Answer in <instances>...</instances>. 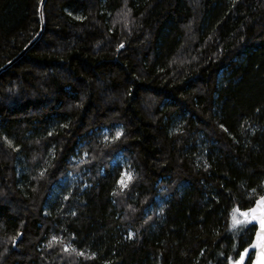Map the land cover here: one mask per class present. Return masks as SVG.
Instances as JSON below:
<instances>
[{"label": "trees", "instance_id": "obj_1", "mask_svg": "<svg viewBox=\"0 0 264 264\" xmlns=\"http://www.w3.org/2000/svg\"><path fill=\"white\" fill-rule=\"evenodd\" d=\"M39 4L0 0V68ZM43 20L0 74V264L238 260L256 226L234 210L264 194V0H45Z\"/></svg>", "mask_w": 264, "mask_h": 264}, {"label": "snow or ice", "instance_id": "obj_2", "mask_svg": "<svg viewBox=\"0 0 264 264\" xmlns=\"http://www.w3.org/2000/svg\"><path fill=\"white\" fill-rule=\"evenodd\" d=\"M121 47H123V45H121ZM122 135L123 132L118 131L115 139H119ZM107 139L108 138L105 137L106 141ZM122 175L127 176L128 180H131L132 178L128 173H123ZM118 183L121 184L122 187L127 186L124 179H121ZM65 199H67V197H65ZM236 213H239V216L243 217V219H237ZM232 224L233 228H237V226H239L240 231L248 229L249 225L258 227H256L255 239L253 242L249 244L248 248H245L244 251L240 253V258L238 260H233L232 257H229V264H243L245 256L249 253V248L256 250L255 259H252L251 256H249V259H252V264H264V195L260 196L256 200L255 206L249 208L247 211L235 209L232 217Z\"/></svg>", "mask_w": 264, "mask_h": 264}, {"label": "water", "instance_id": "obj_3", "mask_svg": "<svg viewBox=\"0 0 264 264\" xmlns=\"http://www.w3.org/2000/svg\"><path fill=\"white\" fill-rule=\"evenodd\" d=\"M44 2H45V0H40V4H39V8H38V16H39V21H40V30H39L38 34L16 57H14L10 62H8L7 64H5L3 67L0 68V74L2 72H4L7 68H9L11 65H13L15 62H17L20 58H22V56H24V54L39 40V38H40V36L42 34V31L44 29V20H43V5H44ZM254 206H255V204L253 205V207ZM256 227H258V226H256ZM254 239H255V234L253 236L252 242H253ZM251 253L253 255L252 259H255L256 250L249 248V253L245 256V260H244L243 264L245 263L247 257ZM250 264H252V261H251Z\"/></svg>", "mask_w": 264, "mask_h": 264}, {"label": "rangeland", "instance_id": "obj_4", "mask_svg": "<svg viewBox=\"0 0 264 264\" xmlns=\"http://www.w3.org/2000/svg\"><path fill=\"white\" fill-rule=\"evenodd\" d=\"M104 133H107V130L103 131ZM120 163L123 165L125 164V161L122 157H118ZM78 181V178L75 175H67L60 181L61 186H72L73 184H76ZM57 189V188H56Z\"/></svg>", "mask_w": 264, "mask_h": 264}]
</instances>
